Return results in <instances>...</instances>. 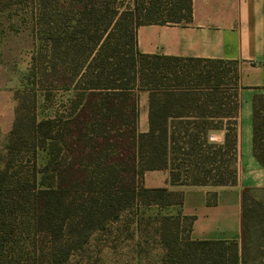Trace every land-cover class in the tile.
Segmentation results:
<instances>
[{"label": "trees", "instance_id": "trees-1", "mask_svg": "<svg viewBox=\"0 0 264 264\" xmlns=\"http://www.w3.org/2000/svg\"><path fill=\"white\" fill-rule=\"evenodd\" d=\"M21 4L30 5L41 43L4 143L0 264H19L24 253L35 259L30 234L41 236L40 260L65 264L122 210L180 206L181 191L143 186L147 170L168 169L171 185L235 184L236 62L142 53L136 45L138 25L189 22L190 0H133L123 9L117 0H0V10ZM140 90L148 109L139 132ZM38 91L46 101L54 92L69 96L37 118ZM251 110L252 154L264 166V87ZM218 131L222 141H209ZM251 191H241L239 241L190 239L193 216H160L161 264H247ZM206 201H215L213 192Z\"/></svg>", "mask_w": 264, "mask_h": 264}, {"label": "crops", "instance_id": "crops-1", "mask_svg": "<svg viewBox=\"0 0 264 264\" xmlns=\"http://www.w3.org/2000/svg\"><path fill=\"white\" fill-rule=\"evenodd\" d=\"M187 23H148L136 28L140 52L177 57L231 60L238 71L236 182L232 185H171L168 169L147 170L144 187H168L183 194L181 215L193 216L189 237L196 240H237L241 234V191L264 188V166L251 149V101L264 87V0H190ZM12 91L0 82V131L13 119ZM148 94L140 119L147 125ZM147 129V127H146ZM146 129H143L145 131ZM218 142L223 132H215ZM215 201L207 203L208 193Z\"/></svg>", "mask_w": 264, "mask_h": 264}, {"label": "rangeland", "instance_id": "rangeland-1", "mask_svg": "<svg viewBox=\"0 0 264 264\" xmlns=\"http://www.w3.org/2000/svg\"><path fill=\"white\" fill-rule=\"evenodd\" d=\"M117 3L123 9L132 7L133 0H117ZM29 6L12 5L0 10V82L8 85L12 91L14 110L11 127L18 103L16 94H27V88H31L26 75L31 56L41 43ZM146 94L145 90L137 92L139 132L147 127L146 121L140 119ZM68 96L67 92H54L51 99L46 101L38 91L34 109L36 117L53 114L56 106L62 104ZM9 130L5 133L0 131V168L3 165L4 143ZM218 139L215 132L208 134L209 141L218 142ZM249 198V210L245 217L248 227L244 241L247 264H264V188H252ZM176 207L178 206L151 204L133 205L122 210L116 219L95 229L81 248L69 254L65 264H161L165 249L159 239L158 218L162 215H175ZM40 238L38 234H30V239L38 249L34 254L35 259L28 258L24 253L19 264H45L42 257L39 259L42 250Z\"/></svg>", "mask_w": 264, "mask_h": 264}]
</instances>
